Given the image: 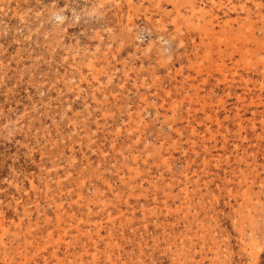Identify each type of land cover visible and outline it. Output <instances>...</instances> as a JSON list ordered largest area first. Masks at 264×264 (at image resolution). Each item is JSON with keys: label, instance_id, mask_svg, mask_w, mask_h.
<instances>
[{"label": "rangeland", "instance_id": "rangeland-1", "mask_svg": "<svg viewBox=\"0 0 264 264\" xmlns=\"http://www.w3.org/2000/svg\"><path fill=\"white\" fill-rule=\"evenodd\" d=\"M0 264H264V0H0Z\"/></svg>", "mask_w": 264, "mask_h": 264}]
</instances>
